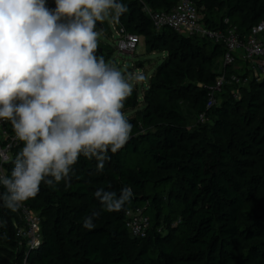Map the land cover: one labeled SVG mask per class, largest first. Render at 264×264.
Wrapping results in <instances>:
<instances>
[{
	"label": "trees",
	"instance_id": "16d2710c",
	"mask_svg": "<svg viewBox=\"0 0 264 264\" xmlns=\"http://www.w3.org/2000/svg\"><path fill=\"white\" fill-rule=\"evenodd\" d=\"M194 1L210 29L237 27L245 36L264 20V0ZM177 2L123 0L128 11L114 21L116 29L143 36L149 53L163 54L148 86L141 93L135 87L124 102L131 138L117 153L108 152L103 171L81 155L67 183L42 182L38 194L23 202L42 218L38 247L17 236L20 208L0 206V261L264 264V78L225 85L208 108L224 47L207 37L157 30L145 11H170ZM98 43L97 55L107 62L114 49ZM233 73L245 74L228 68ZM23 146L21 141L7 163V175ZM125 186L135 193L131 203L120 212L103 211L95 192L119 194ZM136 208L151 221L144 238L126 227L127 211ZM93 212L100 213L95 228L84 229L83 218Z\"/></svg>",
	"mask_w": 264,
	"mask_h": 264
},
{
	"label": "clouds",
	"instance_id": "9594fccd",
	"mask_svg": "<svg viewBox=\"0 0 264 264\" xmlns=\"http://www.w3.org/2000/svg\"><path fill=\"white\" fill-rule=\"evenodd\" d=\"M0 0V120L9 121L24 146L10 175H0V206L16 211L41 183L68 182L82 155L103 171L107 155L131 138L122 109L142 73H122L97 55V22L118 21L123 0ZM105 212L131 203V187L98 189ZM99 212L82 227L95 228Z\"/></svg>",
	"mask_w": 264,
	"mask_h": 264
},
{
	"label": "built area",
	"instance_id": "2783aa9c",
	"mask_svg": "<svg viewBox=\"0 0 264 264\" xmlns=\"http://www.w3.org/2000/svg\"><path fill=\"white\" fill-rule=\"evenodd\" d=\"M154 27L157 30L170 28L175 32L207 37L224 47L221 67L216 85L212 88L207 107L211 108L218 102V94L225 85H248L254 78H264V20L252 26L243 36L237 27L214 30L206 27L201 11L194 0H178L170 11H155L145 7ZM118 49L120 52L132 54L136 51L140 36L124 29L118 31ZM238 61L248 65L245 74H228V68L235 67ZM199 122L207 120L206 113L199 115ZM21 141L16 138L14 130L6 120H0V175L7 174V163L13 159L14 151ZM3 187L0 185V189ZM20 223L16 225L17 236L30 248L38 247L43 239L42 218L40 213L29 204L20 207ZM150 218L142 208L130 209L126 214V227L133 237L144 238L150 229ZM0 264H11L0 261ZM26 264V263H25Z\"/></svg>",
	"mask_w": 264,
	"mask_h": 264
},
{
	"label": "rangeland",
	"instance_id": "374dc122",
	"mask_svg": "<svg viewBox=\"0 0 264 264\" xmlns=\"http://www.w3.org/2000/svg\"><path fill=\"white\" fill-rule=\"evenodd\" d=\"M46 4L49 9H55L56 7L55 0H48ZM201 16L203 18V14H201ZM96 31L100 32L98 39L103 43L110 44L114 49L112 57L106 63L116 66L122 73L131 72L142 73L144 75L145 79L134 86V88H138L141 93L143 88L148 86L150 77L162 60L163 54L157 52L149 53L143 36H140L139 43L134 53L128 54L120 52L118 49L119 34L114 21H98ZM139 62L144 64L142 69L138 68ZM239 65L241 64L237 62L235 68H238Z\"/></svg>",
	"mask_w": 264,
	"mask_h": 264
},
{
	"label": "crops",
	"instance_id": "0c3cea01",
	"mask_svg": "<svg viewBox=\"0 0 264 264\" xmlns=\"http://www.w3.org/2000/svg\"><path fill=\"white\" fill-rule=\"evenodd\" d=\"M241 65L238 66V68H235L236 70H238L239 72H247L248 71V65L246 63H244L243 61L239 62Z\"/></svg>",
	"mask_w": 264,
	"mask_h": 264
}]
</instances>
